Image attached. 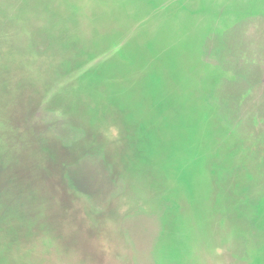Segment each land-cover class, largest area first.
I'll return each mask as SVG.
<instances>
[{"label":"rangeland","instance_id":"rangeland-1","mask_svg":"<svg viewBox=\"0 0 264 264\" xmlns=\"http://www.w3.org/2000/svg\"><path fill=\"white\" fill-rule=\"evenodd\" d=\"M162 249L264 264V0H0V264Z\"/></svg>","mask_w":264,"mask_h":264},{"label":"clouds","instance_id":"clouds-1","mask_svg":"<svg viewBox=\"0 0 264 264\" xmlns=\"http://www.w3.org/2000/svg\"><path fill=\"white\" fill-rule=\"evenodd\" d=\"M199 176L195 167V159L191 158L188 165L187 182L193 187H196ZM155 264H172L168 254L163 249L156 254Z\"/></svg>","mask_w":264,"mask_h":264}]
</instances>
